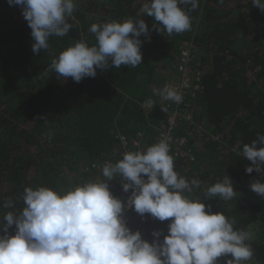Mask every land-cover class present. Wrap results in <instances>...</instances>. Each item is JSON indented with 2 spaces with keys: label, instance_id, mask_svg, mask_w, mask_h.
<instances>
[{
  "label": "trees",
  "instance_id": "16d2710c",
  "mask_svg": "<svg viewBox=\"0 0 264 264\" xmlns=\"http://www.w3.org/2000/svg\"><path fill=\"white\" fill-rule=\"evenodd\" d=\"M146 0H75L76 8L64 37L51 36L49 49L33 53L31 29L21 6L0 0V214H19L25 206V188L47 187L58 193L81 182L96 181V171L85 166L115 158L119 134L145 132L154 138L162 122L160 90L180 62L185 43L197 47V66L203 72L200 115L221 140L193 141L197 162L189 170L172 151L175 170L198 188L185 192L234 218L237 230H250L253 258L244 264H264V197L249 185L260 174L246 172L251 161L243 157L245 144L264 135V11L251 0H198L189 11L190 31L169 36L154 28V17L138 15ZM144 19L150 39L141 36L143 63L97 69V75L80 82L45 74L53 58L78 41L95 44L92 24ZM161 27V25H157ZM166 70V73H161ZM154 107L148 111L146 102ZM232 179L236 196L228 201L205 199L209 186ZM11 200L13 207L3 208ZM207 210V209H206ZM6 223V222H5ZM169 221L136 212L128 226L151 242L153 231L166 235ZM15 234V225L9 229ZM163 239V236L160 237ZM227 257L218 258L226 264Z\"/></svg>",
  "mask_w": 264,
  "mask_h": 264
},
{
  "label": "clouds",
  "instance_id": "9594fccd",
  "mask_svg": "<svg viewBox=\"0 0 264 264\" xmlns=\"http://www.w3.org/2000/svg\"><path fill=\"white\" fill-rule=\"evenodd\" d=\"M7 2L22 7L31 29L33 53L48 50L51 36L64 37L73 28L69 18L75 0ZM251 2L264 11V0ZM198 6V0H146L138 15L154 17L153 27L171 36L191 30L189 11ZM150 31L144 19L94 23L89 32L96 43L76 42L52 59L45 74L53 71L58 78L80 82L94 78L97 69L137 67L143 63L141 36L150 39ZM154 91L164 100L182 101V95L170 87ZM242 155L251 161L246 172L256 171L264 177V135L245 144ZM102 176L103 180L64 193L43 186L25 188L22 211L0 214V264H219L218 258L229 254L226 264L252 260L248 241L254 234L250 230L235 229L234 218L212 212L210 205L184 194L198 188L200 181L189 182L178 174L166 138L146 151H128L116 163L105 164ZM117 178L125 193L131 190L126 199L116 197L109 188V181ZM249 188L264 197V180H254ZM235 196L228 175L205 192L206 200L228 201ZM2 207L11 208L13 202L7 200ZM128 210L169 221L167 234L156 230L151 242L144 239L139 230L128 226ZM13 225L14 235L9 232Z\"/></svg>",
  "mask_w": 264,
  "mask_h": 264
},
{
  "label": "built area",
  "instance_id": "2783aa9c",
  "mask_svg": "<svg viewBox=\"0 0 264 264\" xmlns=\"http://www.w3.org/2000/svg\"><path fill=\"white\" fill-rule=\"evenodd\" d=\"M197 47L192 43H185L180 48V62L176 71L167 76V80L161 89L170 87L182 95V101L176 103L164 100L160 107L162 122L157 128L154 138L147 137L145 132L138 131L134 135L127 136L119 134V147L116 157H111L93 162L85 166L86 172L96 171V181L103 180L102 168L107 163H116L123 158L128 151H146V149L166 138L170 151L183 162L186 169H191L197 162V155L193 149V141H203L209 139L221 140L223 135L215 132L213 126H209L206 119L200 115L199 99L203 92V72L204 70L197 66ZM160 89V90H161ZM147 110L154 107V102L149 99L146 102ZM88 182H81L82 186ZM109 188L116 197L126 199L131 194L123 191L122 182L119 178L109 181ZM135 213L134 210H128L125 213L126 221Z\"/></svg>",
  "mask_w": 264,
  "mask_h": 264
},
{
  "label": "rangeland",
  "instance_id": "374dc122",
  "mask_svg": "<svg viewBox=\"0 0 264 264\" xmlns=\"http://www.w3.org/2000/svg\"><path fill=\"white\" fill-rule=\"evenodd\" d=\"M165 71H166V70H163V72L161 71V73H164V74L166 73V75H167V72H168V71H167V72H165ZM168 77H169V76H168ZM167 79H168V78H167Z\"/></svg>",
  "mask_w": 264,
  "mask_h": 264
}]
</instances>
